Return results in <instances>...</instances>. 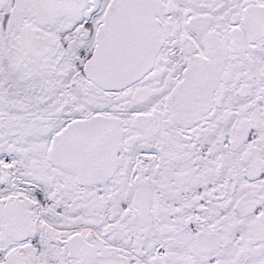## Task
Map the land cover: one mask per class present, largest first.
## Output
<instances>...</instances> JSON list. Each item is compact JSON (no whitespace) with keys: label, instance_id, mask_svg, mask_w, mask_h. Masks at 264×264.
Here are the masks:
<instances>
[{"label":"snow or ice","instance_id":"obj_1","mask_svg":"<svg viewBox=\"0 0 264 264\" xmlns=\"http://www.w3.org/2000/svg\"><path fill=\"white\" fill-rule=\"evenodd\" d=\"M0 264H264V0H0Z\"/></svg>","mask_w":264,"mask_h":264}]
</instances>
